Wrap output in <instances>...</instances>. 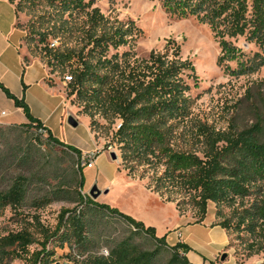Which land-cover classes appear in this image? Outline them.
Instances as JSON below:
<instances>
[{"label": "rangeland", "instance_id": "obj_1", "mask_svg": "<svg viewBox=\"0 0 264 264\" xmlns=\"http://www.w3.org/2000/svg\"><path fill=\"white\" fill-rule=\"evenodd\" d=\"M35 1L36 4L26 0L11 2L20 10L17 28L23 35L21 49L25 61H38L47 68L48 82L51 85L54 82L59 84L62 109L69 112L63 122L57 121L54 135L61 142L74 147L90 146L93 138L96 147L89 152H95L96 156L106 154L99 158L97 166L83 170L82 194L90 197V190L96 186L102 193L99 197L101 204L118 208L146 226L154 227L159 237L168 235L169 247L178 235L181 219L190 220L192 224L205 221L213 222V226L226 225L230 239L228 246L215 259L203 264H264V180L252 176L251 179L256 180L249 185V193L244 195L233 194V190L228 189V197H223L220 202H208L204 214L199 193L190 185L180 186L182 176L173 178L171 183L167 182L169 178L164 176L167 166L162 158L149 157L140 161L141 164L131 163L130 166L135 167L131 177L125 170L128 152L117 142L110 144L121 121L117 119L111 124L99 114H85L87 102H83V99H87L85 92L90 90L89 85L83 88L84 95L79 98L69 96L71 88L66 77L73 75L78 67V56L88 54L92 47H85L88 44L86 30L89 28L87 14L77 10L65 13L60 1L53 7L45 0ZM84 1L92 4L87 11L99 9L110 27L120 26L129 33V44L104 52L103 62L114 64L118 61L124 65V70L129 64L147 63L151 53L155 52L166 54L169 58L176 57L189 67L183 78L186 90L176 99H183L184 118L172 140L177 148L182 149L184 156L188 155L185 152H189L186 162H191L193 158L205 159L204 153L210 149L211 144L204 142V138H197L199 128L207 127L214 137L229 139L255 129L259 132V143L264 144V49L247 31L245 35H235L233 21L236 13L229 6L230 0H207L206 10L196 17L181 16L182 11L178 9H175L176 13L173 12V7L166 0ZM190 3L193 4L191 0ZM211 19L215 21L208 22ZM174 43L179 47L177 50L173 48ZM60 55H69L73 59L60 66L57 59ZM103 71L102 74L108 73ZM70 117L77 120L78 127L69 125ZM12 126L19 128L14 132L6 130ZM0 132L8 136L10 143L9 150L4 149L3 153L0 189L9 187L19 175H34L37 177L35 193L44 195L59 186V177L64 172L77 169L76 157L72 158L67 151L50 145L46 134L41 135L39 131L21 124L3 123H0ZM108 145H113L112 151L107 149ZM12 147H30L34 160L26 165L11 155ZM222 147L224 149L227 144L220 141L215 148ZM111 153L117 155L116 161L112 160ZM228 156L234 165H240L243 161L238 154ZM185 174L189 176L191 171ZM130 177L133 181L129 180ZM222 181L234 187L239 185V180ZM155 189L160 190L159 193ZM72 207L66 202H53L41 210L26 206L15 212L8 208L0 213V239L24 229L34 232L31 225L34 217H38L46 229L53 231L62 209ZM133 231L128 223L115 217L109 228L110 238L90 252L108 256L116 244L129 238L140 252L156 248L150 238L142 234L132 235ZM34 233L37 241H42L40 233ZM185 234L190 242L197 240L198 244L206 238L202 226L193 227ZM29 249L31 252L40 250L39 242ZM48 249L55 251L58 264L66 263L72 257L71 253H78L68 244H49ZM210 249L212 251L214 247ZM170 258L171 252L163 249L152 264H168ZM3 264L25 262L9 259Z\"/></svg>", "mask_w": 264, "mask_h": 264}, {"label": "trees", "instance_id": "obj_2", "mask_svg": "<svg viewBox=\"0 0 264 264\" xmlns=\"http://www.w3.org/2000/svg\"><path fill=\"white\" fill-rule=\"evenodd\" d=\"M26 1H33L31 4H36L35 0ZM45 1L52 7L60 1L65 13L77 10L87 14L89 28L86 30L88 44L85 47L88 48L89 45L92 47L88 54L78 56L79 65L71 75L73 81L69 85L71 88L69 96L76 95L79 98L80 95H84L83 88L89 85L90 90L85 92L87 99H83V102H87L85 114H99L111 124L117 119L121 121L110 144L117 142L128 152V156L125 157V170H128L130 176L133 175L135 168L130 166L131 163L141 164L140 161L149 157L162 158L167 166L164 175L169 178L167 182L171 183L173 178L182 176L180 186L190 185L199 193L204 214L208 202H220L223 197L224 199L228 197V189L233 190V194L244 195L249 193V185L256 180L251 179L252 176L255 175L254 178H258L257 180H264V144L259 143V132L255 129L229 139L214 137L213 132L207 127L199 128L197 138H204V142L211 146L209 151L204 153L205 159L193 158L191 162H186L189 152H185L188 155L184 156L182 149L174 145L172 140L176 136L175 130L180 127L184 118L183 99H176L186 90L183 78L189 69L187 65L180 63L176 57L169 58L166 54L155 52L151 53L147 63L129 64L124 70L122 69L124 65L118 61L107 64L106 61H102L105 57L104 52L111 48L127 46L128 30H122L120 26L115 25L110 27L99 9L87 11L92 8V4L84 0ZM166 1L173 7V12L178 9L182 11L181 16L185 17L200 15L206 10L204 7L207 3V0H191L193 4L190 0ZM229 6L236 13L233 21L235 35H245L249 32L264 49V0H230ZM18 8L15 6L17 17L20 11ZM214 21L211 19L208 22ZM173 48L177 50L179 47L174 43ZM89 54H92L91 58ZM97 57L100 58L94 61ZM57 59L58 64L64 66L71 62L73 57L60 55ZM103 70L108 73L102 74ZM23 87L26 90L27 87L25 85ZM0 89L15 102L17 108L23 110L27 119V123L21 124L23 127L27 126L39 132L44 130L50 145L67 151L72 154L70 155L72 158L77 159V169L70 173L64 172L59 177V186L44 195L40 192L35 193L37 177L34 175H19L9 187L0 189V213L8 208L18 212L26 206L41 210L53 202H66L74 206L62 209L53 231L46 229L38 217L33 218L31 225L34 232L40 233L42 241H37L35 233L26 229L0 239V264L9 259H21L25 264H58L55 251L48 249L49 244L55 243L60 246L68 244L72 250L78 251V257L71 253L72 257L64 264H152L163 249L171 252L168 264H191L187 257L191 248L187 244L177 243L169 247L167 237H158L154 227H146L143 222L124 214L118 208L101 204L83 195L84 169L79 166L82 151L56 139L51 131L33 116L25 98L15 97L1 82ZM18 128L12 126L6 130L14 132ZM40 134L44 135L43 132ZM7 137L0 132V167L5 156L4 149L9 150L10 143ZM220 141L227 144V147L215 148ZM11 149V155L26 165L35 158L30 147ZM231 154H238V157L243 159L240 165L232 164L233 160L227 158ZM188 171H191L189 176L185 174ZM222 180L229 182L239 180L237 184L240 187L239 185L234 187L231 183L226 184ZM155 191L159 193L160 190ZM115 217L121 218L132 227L134 230L132 235L142 234L154 241L156 248L153 251L140 252L132 245V238H129L116 244L108 256L91 253L92 248L110 238L109 228ZM221 226L227 230L226 225ZM37 242L41 249L31 252L29 247Z\"/></svg>", "mask_w": 264, "mask_h": 264}, {"label": "crops", "instance_id": "obj_3", "mask_svg": "<svg viewBox=\"0 0 264 264\" xmlns=\"http://www.w3.org/2000/svg\"><path fill=\"white\" fill-rule=\"evenodd\" d=\"M22 38L23 35L17 28L15 4L9 0H0V82L15 97L19 99L25 98L33 116L40 120L44 127L50 130L53 136L58 139L54 135V126L57 125V121L58 123L63 122L66 114L69 115L68 111L66 112L62 109L61 88L56 82L52 85L48 82L50 81L48 70L41 62L34 60L30 62L25 61V56L21 49ZM23 85L27 87L26 90H24ZM3 113H6V115L2 116ZM11 117L16 118L15 120H9ZM0 123L6 125L27 123L23 110L17 108L15 102L9 99L1 89ZM92 142L93 144L90 146L75 148L82 152L92 151L96 147L93 138ZM104 155L106 154L100 153L97 156L95 166L98 165L99 158ZM131 177L129 180L133 181ZM97 202H99V198ZM181 221V225L177 229L178 235L172 241V246L177 243L187 244L191 248V251L187 253V257L194 264H203L215 259L230 242L227 231L220 226H213V222L211 224L203 221L199 224H192L190 220L185 221L181 219ZM196 226H202L205 230L206 238L200 244H198L199 241L197 240L194 243L190 242L185 234L187 230ZM166 237L169 243L168 235ZM211 246L214 247L212 251H210Z\"/></svg>", "mask_w": 264, "mask_h": 264}, {"label": "built area", "instance_id": "obj_4", "mask_svg": "<svg viewBox=\"0 0 264 264\" xmlns=\"http://www.w3.org/2000/svg\"><path fill=\"white\" fill-rule=\"evenodd\" d=\"M66 82H72L73 77L72 76H67L66 77ZM6 115V113H3L2 116ZM40 132H43L44 134L46 133L44 130H40ZM113 145H108L107 149L112 151L113 150ZM97 154L95 152H82L80 158H79V166L83 169H91L95 166L96 159H97Z\"/></svg>", "mask_w": 264, "mask_h": 264}, {"label": "water", "instance_id": "obj_5", "mask_svg": "<svg viewBox=\"0 0 264 264\" xmlns=\"http://www.w3.org/2000/svg\"><path fill=\"white\" fill-rule=\"evenodd\" d=\"M69 125H71L72 127L76 128V127H78V122L73 117H70L69 118ZM111 158H112V160L116 161L117 160V155L115 153H111ZM89 194H90V197L93 200H97L101 196L102 193L96 186H94L90 190ZM223 260H225V257H223Z\"/></svg>", "mask_w": 264, "mask_h": 264}]
</instances>
